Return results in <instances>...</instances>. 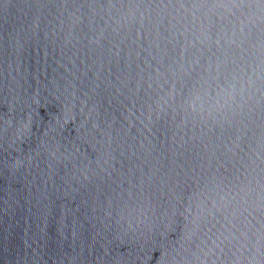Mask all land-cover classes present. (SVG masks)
I'll use <instances>...</instances> for the list:
<instances>
[{"label":"water","instance_id":"1","mask_svg":"<svg viewBox=\"0 0 264 264\" xmlns=\"http://www.w3.org/2000/svg\"><path fill=\"white\" fill-rule=\"evenodd\" d=\"M0 264H264V0H0Z\"/></svg>","mask_w":264,"mask_h":264}]
</instances>
